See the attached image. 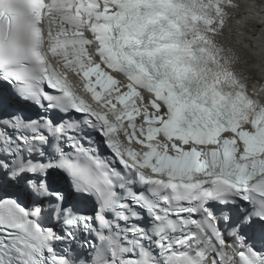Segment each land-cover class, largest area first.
I'll return each mask as SVG.
<instances>
[{
    "label": "snow or ice",
    "instance_id": "6c2138e0",
    "mask_svg": "<svg viewBox=\"0 0 264 264\" xmlns=\"http://www.w3.org/2000/svg\"><path fill=\"white\" fill-rule=\"evenodd\" d=\"M211 7L0 0V264H264V101Z\"/></svg>",
    "mask_w": 264,
    "mask_h": 264
},
{
    "label": "bare ground",
    "instance_id": "6f19581e",
    "mask_svg": "<svg viewBox=\"0 0 264 264\" xmlns=\"http://www.w3.org/2000/svg\"><path fill=\"white\" fill-rule=\"evenodd\" d=\"M232 2L234 5L225 9L224 15L215 22V30L220 32L215 39L225 48L227 68L248 76L250 88L264 97V26L261 24V21L264 24V0ZM235 14H241L242 18L237 20ZM258 82L262 86H257Z\"/></svg>",
    "mask_w": 264,
    "mask_h": 264
},
{
    "label": "clouds",
    "instance_id": "9594fccd",
    "mask_svg": "<svg viewBox=\"0 0 264 264\" xmlns=\"http://www.w3.org/2000/svg\"><path fill=\"white\" fill-rule=\"evenodd\" d=\"M231 2H232V0H231ZM230 2V3H231ZM230 3L229 4H225L224 6H223V9L225 10V9H229L230 7H232L233 5H234V3H233V5L232 6H230ZM229 5V6H228ZM224 14H223V12H222V15H221V17L223 16ZM234 17H236V18H238L237 20H239V18L241 19L242 18V15L241 14H235L234 15ZM215 22H216V20H215ZM215 22H214V26H215ZM247 24H250V25H257L256 23H251V22H246ZM261 24L264 26V24L262 23V21H261ZM244 28L246 27V26H243ZM250 47V46H249ZM248 47V48H249ZM240 72V71H239ZM241 73V75H243L244 76V78L246 79H249V83H248V91L251 93V94H253V95H257V92H255V91H253L251 88H250V78L248 77V76H246L245 74H243L242 72H240ZM258 85L257 86H262L261 85V83H257ZM249 92H247L248 94H249ZM257 98L259 99V100H262V101H264V97H262V96H260V95H257Z\"/></svg>",
    "mask_w": 264,
    "mask_h": 264
}]
</instances>
